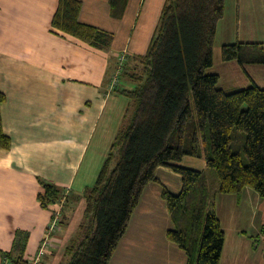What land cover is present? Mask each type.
<instances>
[{"label": "crops", "instance_id": "1", "mask_svg": "<svg viewBox=\"0 0 264 264\" xmlns=\"http://www.w3.org/2000/svg\"><path fill=\"white\" fill-rule=\"evenodd\" d=\"M58 1L0 0V116L11 142L0 151V264L6 262L1 254L12 253L16 243L27 262L34 258L54 208L41 207L37 198L46 184L67 195L66 225L38 264L68 259L66 248L83 219L84 194L95 185L130 110L122 92L136 85L131 74L147 51L165 2L128 0L115 20L108 0H79V21L113 35L101 51L53 32ZM263 11L262 0H236L241 28L233 33L217 23L213 63L223 45L264 42ZM249 68L264 71V66L248 65L246 73ZM216 71L226 80L229 72L241 83L233 61ZM111 82L116 85L110 87ZM178 165L209 173L198 159L185 157ZM155 176L157 181L143 188L108 264H187L185 253L167 239L173 226L161 198L163 188L180 192V176L162 166ZM217 187L209 210L224 234L220 264H264V199L247 187L238 195L218 194Z\"/></svg>", "mask_w": 264, "mask_h": 264}, {"label": "trees", "instance_id": "2", "mask_svg": "<svg viewBox=\"0 0 264 264\" xmlns=\"http://www.w3.org/2000/svg\"><path fill=\"white\" fill-rule=\"evenodd\" d=\"M127 2L108 0L113 19L123 16ZM80 9L79 0H59L51 20L53 32L93 49L109 48L113 35L81 23ZM223 14L224 0H165L147 51L131 74L136 85L122 92L130 110L95 185L84 194L83 219L78 236L66 248L64 264H108L143 188L157 181L159 166L170 168L181 180L178 194L161 191L173 226L167 239L185 253L187 264H220L224 234L209 210L215 189L203 171L178 165L185 157L201 160L215 172L218 194L238 195L247 187L264 199V88L251 84L223 91L218 75L209 72ZM220 57L241 69L264 66V42L223 45ZM114 78L117 81V74ZM3 102L0 93V106ZM10 144L0 116V151ZM63 197L65 216L63 191L46 184L37 198L47 207ZM1 256L4 264H27L19 243Z\"/></svg>", "mask_w": 264, "mask_h": 264}, {"label": "rangeland", "instance_id": "3", "mask_svg": "<svg viewBox=\"0 0 264 264\" xmlns=\"http://www.w3.org/2000/svg\"><path fill=\"white\" fill-rule=\"evenodd\" d=\"M262 2H263V7H264V0H262ZM224 8H225V13L223 14L224 15L223 21L222 22L219 21V26L222 25L223 29H227V30L233 31V33H235L236 29L239 30L241 28V23L239 21V18L237 16V12H236V0H224ZM236 18H237V22H236ZM220 59H221V57H220ZM220 59L217 60V55L215 53V62L213 63L212 68L209 69L210 73H214V74L219 76V81H218V88L219 89H221L223 91H232V90H236V89L247 88V87L251 86V84H254L255 86H257L259 88H264V71H261V70H257L259 72H256V71L253 72L249 68L247 70L248 71L247 73L249 74V77H248L246 71L244 69L240 68V75L242 77V80L240 81L241 83L235 82L233 79L231 80L230 79L231 73H229V72H228V80H226L223 77V72H220V71H216L215 72V70H219L220 68L223 69V62L220 61ZM228 67H229L228 70H231L230 64H228ZM125 103H128V99L127 98H125ZM110 117H111V115H110ZM123 124L124 123H122L121 127L123 126ZM240 154H241V159H242L243 163L246 164L245 157L243 156L241 150H240ZM111 166H112V164H111ZM207 170L209 171L210 174L209 173H204L205 180H206V182H208V184L211 185V187L215 188V186L218 184V180H217L216 174H215V172L212 169H207ZM105 182H106L105 179H104V181L101 180L100 183H99V188L102 187L105 184ZM65 218H66L65 216H63V218H62L61 230H62L63 226L66 225V219ZM61 230H59L57 233L52 235V239H50L47 249L38 258L37 264L39 263L40 259L49 250L50 246L52 245V243L54 241L55 235L59 234L61 232ZM44 236H45V229H44V232H43V238H44ZM72 236L73 237L71 238V240H74L78 236L77 230L73 233ZM39 247H40V245H39ZM39 247H38V250H37V252H36V254H35L33 259H35L37 257L38 251H39Z\"/></svg>", "mask_w": 264, "mask_h": 264}, {"label": "built area", "instance_id": "4", "mask_svg": "<svg viewBox=\"0 0 264 264\" xmlns=\"http://www.w3.org/2000/svg\"><path fill=\"white\" fill-rule=\"evenodd\" d=\"M66 196V194L64 193ZM64 197L58 201L53 208L51 218L45 227V236L41 241L38 255L35 259H32L31 261H28L27 264H37L38 258L44 253V251L47 249L49 245L50 239H52V235L57 233L59 230H61V223H62V218H63V210L62 206L64 204Z\"/></svg>", "mask_w": 264, "mask_h": 264}]
</instances>
